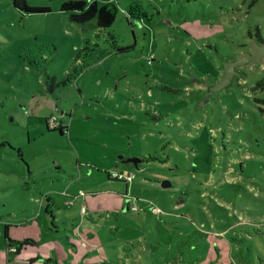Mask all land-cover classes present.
<instances>
[{"label":"rangeland","instance_id":"obj_1","mask_svg":"<svg viewBox=\"0 0 264 264\" xmlns=\"http://www.w3.org/2000/svg\"><path fill=\"white\" fill-rule=\"evenodd\" d=\"M66 1L0 0V264H264V0Z\"/></svg>","mask_w":264,"mask_h":264},{"label":"trees","instance_id":"obj_2","mask_svg":"<svg viewBox=\"0 0 264 264\" xmlns=\"http://www.w3.org/2000/svg\"><path fill=\"white\" fill-rule=\"evenodd\" d=\"M13 4L15 8L23 11L26 14L49 12V9L30 6L27 3V0H13ZM61 11L69 12L70 19L73 23L86 24L92 20H96L100 29H107L110 28L115 22L118 13V7L114 1L99 5L96 0H69L62 4ZM257 88L264 89V78L259 81ZM49 129L51 130V128ZM58 130L63 134L64 128L60 127ZM53 131H57V129H53ZM144 161H148V159ZM109 176L111 177V175ZM19 246L21 247L24 245L21 243Z\"/></svg>","mask_w":264,"mask_h":264},{"label":"water","instance_id":"obj_3","mask_svg":"<svg viewBox=\"0 0 264 264\" xmlns=\"http://www.w3.org/2000/svg\"><path fill=\"white\" fill-rule=\"evenodd\" d=\"M253 48L255 50L253 56L250 55V54H247L246 56H243L242 59H240V60H238L236 62L228 64V66L226 67V70H225L224 81L221 84H219L218 88L226 87L232 82L233 78L236 75V70H235L236 67H240V66H245L247 64L256 63V62H258L259 60H261L264 57V46L255 43ZM123 162L124 163H133V164L137 165V163L141 162V160L127 159V160H123ZM162 186L164 188H168V187H171V183L165 181L162 184Z\"/></svg>","mask_w":264,"mask_h":264},{"label":"crops","instance_id":"obj_4","mask_svg":"<svg viewBox=\"0 0 264 264\" xmlns=\"http://www.w3.org/2000/svg\"><path fill=\"white\" fill-rule=\"evenodd\" d=\"M261 45V44H260ZM7 235H9L10 236V233L8 234L7 233ZM7 239V238H6ZM2 242H3V239H2V236H1V234H0V249H1V253H0V258L1 257H3V256H5V254L4 253H2V251L4 250V249H7L6 250V253H7V251H8V248H9V246H10V244H8V243H6V245L4 244V246H5V248H3V246H2ZM18 248V250H19V252L17 253V254H15V253H9V254H7V257L9 258H15V259H17V260H27V261H29V262H33V261H36V260H38L39 258H41L37 253H35V251H31L30 252V250L27 248V247H17ZM33 249V248H32ZM34 249H36V250H39L40 249V246H37V247H34ZM6 257V256H5ZM15 263H18V262H15Z\"/></svg>","mask_w":264,"mask_h":264},{"label":"built area","instance_id":"obj_5","mask_svg":"<svg viewBox=\"0 0 264 264\" xmlns=\"http://www.w3.org/2000/svg\"><path fill=\"white\" fill-rule=\"evenodd\" d=\"M48 126L51 129H58V128L62 127V126L59 125V121H58V119L56 117H53L52 119H49L48 120ZM112 177L114 179L123 180V176L122 175H119V174H114ZM127 178L130 180V176H127ZM129 180H127V181H129ZM15 251L17 252V250L15 248H12L11 247L9 249V252H11V253H15Z\"/></svg>","mask_w":264,"mask_h":264},{"label":"flooded vegetation","instance_id":"obj_6","mask_svg":"<svg viewBox=\"0 0 264 264\" xmlns=\"http://www.w3.org/2000/svg\"><path fill=\"white\" fill-rule=\"evenodd\" d=\"M259 44H261L262 46H264V44H262V43H259Z\"/></svg>","mask_w":264,"mask_h":264}]
</instances>
